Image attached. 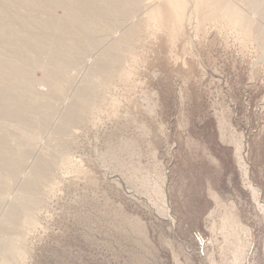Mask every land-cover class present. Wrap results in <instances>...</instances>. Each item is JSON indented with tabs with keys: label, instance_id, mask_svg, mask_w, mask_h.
I'll return each mask as SVG.
<instances>
[{
	"label": "rangeland",
	"instance_id": "obj_1",
	"mask_svg": "<svg viewBox=\"0 0 264 264\" xmlns=\"http://www.w3.org/2000/svg\"><path fill=\"white\" fill-rule=\"evenodd\" d=\"M8 62L0 264H264V0H0Z\"/></svg>",
	"mask_w": 264,
	"mask_h": 264
},
{
	"label": "bare ground",
	"instance_id": "obj_2",
	"mask_svg": "<svg viewBox=\"0 0 264 264\" xmlns=\"http://www.w3.org/2000/svg\"><path fill=\"white\" fill-rule=\"evenodd\" d=\"M24 1V0H23ZM107 1V0H106ZM133 1V0H132ZM33 2H35V1H33ZM33 2H31V3H33ZM38 2H40V1H38ZM129 2V1H128ZM30 3V4H31ZM36 3V2H35ZM42 3V2H41ZM34 5V4H33ZM35 6V5H34ZM39 6V5H38ZM111 12V11H110ZM3 14V13H2ZM115 15V14H114ZM116 17V16H115ZM86 23H87V21H86ZM90 23H92L93 24V22H91L90 21ZM96 25V24H95ZM87 26H88V28H91L92 27V29L93 28H95V26L94 25H90V24H88L87 23ZM98 28V27H97ZM111 46H109V48H110ZM108 56V55H107ZM5 61V60H4ZM12 62V61H11ZM15 62V61H14ZM0 66H2V67H7V68H9V69H11V71H17L18 69V64H15V63H10V62H8V63H6V64H0ZM1 68V67H0ZM12 80V79H11ZM28 81V80H27ZM33 82V81H32ZM4 153V152H3ZM16 157V156H15ZM219 200V199H218ZM220 204V203H219ZM223 204V203H222ZM217 207V206H216ZM219 215V214H218ZM237 216L232 212V211H230V212H227V213H225V214H223V216H222V218H221V221L223 220V224L224 225H222V226H226V229L227 230H230V232H228V233H230L228 236H230V237H228L227 235L225 236V238H229V239H232V240H234V241H239L240 239H239V236H238V232H241V230L243 231V232H245L246 231V227L244 228L243 227V224L241 225V222L240 221H238V219L236 218ZM215 225V224H214ZM219 225V224H218ZM228 227V228H227ZM225 227H222V229H224ZM248 229V228H247ZM221 230V229H220ZM217 231V230H216ZM226 231V230H225ZM222 233V232H221ZM223 233H224V230H223ZM243 234V233H242ZM224 235V234H223ZM243 240V239H242ZM239 242H242V241H239ZM237 243V242H236ZM243 243V242H242ZM235 245V244H234ZM234 245H233V247H234ZM248 245V244H247ZM246 245V246H247ZM232 246V245H231ZM236 246H238V244H236ZM243 246V245H242ZM241 246V247H242ZM240 247V246H239ZM235 249V248H234ZM239 250V249H238ZM241 250V249H240ZM236 251V250H235ZM242 252V251H241ZM240 252V253H241ZM246 252V251H245ZM235 253V252H234ZM239 253V254H240Z\"/></svg>",
	"mask_w": 264,
	"mask_h": 264
}]
</instances>
